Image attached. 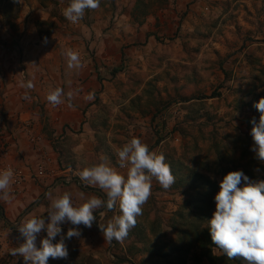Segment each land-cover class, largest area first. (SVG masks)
I'll list each match as a JSON object with an SVG mask.
<instances>
[{
    "label": "rangeland",
    "instance_id": "obj_1",
    "mask_svg": "<svg viewBox=\"0 0 264 264\" xmlns=\"http://www.w3.org/2000/svg\"><path fill=\"white\" fill-rule=\"evenodd\" d=\"M69 2L0 0V126L8 116L4 94H27L35 144L49 153L31 178L37 193L0 201V264H24L10 255L24 242L17 226L32 217L47 223L53 198L69 193L75 206L106 199L78 173L104 162L126 174L116 152L133 137L165 156L175 183L165 190L152 180L123 242L109 243L99 229L118 207L97 209L92 227L80 225V237L65 241L68 258L48 264H237L196 237L208 229L227 173L237 168L249 177L259 167L261 175L249 178L264 179L250 135L260 116L253 105L264 98V0H100L75 24L62 14ZM67 49L79 53L81 69L67 67ZM29 80L32 89L21 87ZM56 87L65 103L53 107L46 95ZM207 179L217 191L200 222L192 210ZM60 227L66 234L74 226Z\"/></svg>",
    "mask_w": 264,
    "mask_h": 264
},
{
    "label": "clouds",
    "instance_id": "obj_2",
    "mask_svg": "<svg viewBox=\"0 0 264 264\" xmlns=\"http://www.w3.org/2000/svg\"><path fill=\"white\" fill-rule=\"evenodd\" d=\"M99 7L100 0H70L62 14L75 24L83 19L86 10ZM62 55L69 69L79 70L83 67L78 52L67 49L62 51ZM21 87L32 89L34 85L29 80L22 83ZM71 97L72 93L69 92V101ZM23 98L30 99L27 94ZM92 98V94L87 97L89 100ZM46 101L53 107L65 103L64 90L60 87L51 89L46 95ZM68 106L71 107V103ZM253 107L259 111L260 116L258 122L255 118L251 120V151L255 153L254 158L264 164V98H260ZM116 155L119 168L126 169V174H121L104 162L86 167L78 173L82 183L98 188L106 195V199L93 196L75 206L69 193L53 198L47 212V223L45 218L32 217L17 226L24 242L11 249L10 255L23 257L24 264H48L49 258L66 260L69 252L65 241L80 237V225L91 228L96 221L94 212L97 209L113 211L118 207L119 214L113 216L106 226L99 224V229L104 240L109 243L123 242L129 231L136 226L137 217L143 214V206L151 196L152 180L155 179L167 190L175 183V177L170 165L165 162V156L150 151L139 138H131L117 150ZM13 175L10 168L0 171V199H9L8 190ZM214 200L215 211L208 220L212 244L229 260L240 259L244 264H264V179L253 180L243 171H231L220 182ZM64 223L74 226L66 234L62 233L60 227ZM42 231H46L47 235L37 247V237ZM58 235L59 241L53 243Z\"/></svg>",
    "mask_w": 264,
    "mask_h": 264
},
{
    "label": "crops",
    "instance_id": "obj_3",
    "mask_svg": "<svg viewBox=\"0 0 264 264\" xmlns=\"http://www.w3.org/2000/svg\"><path fill=\"white\" fill-rule=\"evenodd\" d=\"M5 111L7 112V125L10 135V145L12 151V161L28 176V180L24 191L18 196H9L7 201L0 199L2 203L6 202L11 205L16 202L17 197H32L37 193V186L31 180L32 176L37 172V164L48 160L47 150L36 146V135L38 133L37 127L33 126V134L29 135L25 128H23V120L36 119L35 115L27 110L23 96L21 94H4ZM32 120V119H31ZM46 158V160H45Z\"/></svg>",
    "mask_w": 264,
    "mask_h": 264
},
{
    "label": "built area",
    "instance_id": "obj_4",
    "mask_svg": "<svg viewBox=\"0 0 264 264\" xmlns=\"http://www.w3.org/2000/svg\"><path fill=\"white\" fill-rule=\"evenodd\" d=\"M22 125L29 135L33 134L34 129L31 119L23 120ZM9 137V129L5 122H2L0 126V171L9 168L13 170L14 175L8 191L11 196H18L24 191L28 176L23 169L16 166L12 161V151Z\"/></svg>",
    "mask_w": 264,
    "mask_h": 264
},
{
    "label": "trees",
    "instance_id": "obj_5",
    "mask_svg": "<svg viewBox=\"0 0 264 264\" xmlns=\"http://www.w3.org/2000/svg\"><path fill=\"white\" fill-rule=\"evenodd\" d=\"M39 25H41V23H39ZM41 34V33H40ZM47 34H44L42 32L41 36L42 38L46 37ZM121 71V68L120 67H117L113 70L112 74L115 75L117 74L118 72ZM159 143V141H158ZM258 168L256 169H253V172L252 174L250 172L249 177L253 178V179H256L259 177L260 172L259 171H256ZM232 171H237V168L233 169ZM248 171V170H247ZM217 191V185L215 182H211V180L207 179L206 181H204V183H202V186L199 187V194L201 195V199L199 200V205L198 206H195L192 210V215L199 219L200 222H205L207 221V219L209 218V209H210V205L213 201V193H215ZM206 205H208L209 207L206 208ZM208 210V211H207ZM0 215L2 217L5 218L4 216V212H3V209H1V212H0ZM203 233V237L201 236H197L196 237V241L197 242H202L203 246H214L211 242V237H210V233H209V230L208 229H204V231L202 232ZM197 235V234H196ZM122 262H127L128 260L125 259V258H121L120 259ZM235 262L237 264H243L244 262L240 259H234ZM146 264V263H144Z\"/></svg>",
    "mask_w": 264,
    "mask_h": 264
}]
</instances>
